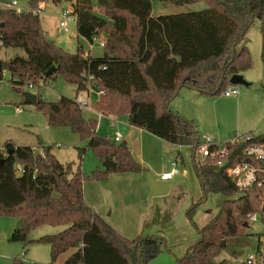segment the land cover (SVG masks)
<instances>
[{"label": "trees", "instance_id": "16d2710c", "mask_svg": "<svg viewBox=\"0 0 264 264\" xmlns=\"http://www.w3.org/2000/svg\"><path fill=\"white\" fill-rule=\"evenodd\" d=\"M43 1L31 0V7ZM53 2L73 4L79 38L92 41L107 36L103 56L84 58L82 46L76 53H69L48 38L40 16L2 10V48L21 49L25 56L0 62V71L10 73L13 84L20 87L47 85L58 76L76 86L78 93L91 87L103 92L94 105L101 114L127 117L132 126L171 145L192 147L203 191L200 202L210 193L224 200L212 222L198 229L199 241L188 248L179 263L229 264L218 258L229 241L245 235L249 215L260 214L264 223V187L240 191L228 178L227 170L252 162L247 149L264 144V135L210 145V156L197 163L196 153L205 142L200 140L195 122L173 113L168 104L184 89L203 97L219 96L231 86L233 75L250 69L246 34L254 20H259L264 37V0ZM156 2L177 7L203 2L208 8L155 17ZM53 67L55 73L46 78ZM37 96L34 107L48 118L49 126L69 128L87 141V146L79 149L80 161L92 151L103 168L87 176L81 165L62 164L49 147H43L40 153L6 142L0 148V215L18 219L9 241L23 243L26 249L33 243L49 245L51 264L71 250L74 252L65 264H148L167 250L165 238L159 236L129 241L85 198L86 181L103 182L111 175L144 172L128 144L100 134L97 119L84 117L78 98L62 97L53 103ZM221 148L226 155H221ZM221 160L225 165L218 167ZM195 212L193 205L187 217L192 219ZM43 226L66 228L30 240L28 233ZM14 264L26 263L16 259Z\"/></svg>", "mask_w": 264, "mask_h": 264}, {"label": "rangeland", "instance_id": "374dc122", "mask_svg": "<svg viewBox=\"0 0 264 264\" xmlns=\"http://www.w3.org/2000/svg\"><path fill=\"white\" fill-rule=\"evenodd\" d=\"M13 1H17L21 8L31 6V0H0V6L7 9L6 5ZM43 2H46L47 8L40 14V22L48 38L69 53H76L79 46L84 48L85 53L89 52V42L78 37L76 21L70 23V33H58L60 13L63 8H70L72 3H54L53 0ZM93 3L95 4L96 0H93ZM207 8L208 6L203 2L186 7L171 4L163 6L156 2L153 16L183 14ZM245 43L250 52L251 67L241 75L250 86H236L235 88L240 91L238 96L226 97L223 93L214 97L189 98L190 96L186 97L182 94L170 103V108L183 103L184 114L189 118L180 116L195 121L202 142L210 138L217 144L223 145L250 132L264 135V37L261 34L259 20H254L247 31ZM92 54L103 55L104 49L95 44ZM23 56L25 52L21 49L0 48V62ZM26 92L40 94L45 102L53 103L58 102L62 97L75 100L84 96L77 92L76 86L68 84L62 76H58L47 85L41 83L40 86L30 89L27 85L20 87L13 84L11 74L4 71L0 80V147L8 141L18 147L37 148L41 141H44V147L51 148L62 164H73L76 167L81 165L82 171L87 176L98 169V166H102L101 161L92 151L80 161L79 149L85 148L87 141L69 128L49 126L48 118L37 111L34 105L27 103L24 96ZM18 106L23 109L21 115L17 112ZM83 115L86 119H95V115L87 110L83 111ZM103 131L105 132V129ZM150 137L155 141L145 139V152L148 162L153 166V171L148 167L145 171H150L156 179H160L164 172L170 170L169 159L180 155L182 174L171 182L172 188L167 195L152 196L149 189L145 193L141 185L135 182L136 178L129 174L118 175L119 180L116 182L114 179L109 180L110 178L109 182L106 180L99 184L88 181L86 188L90 200L94 199L102 205L108 223L129 241L147 236L165 238L167 250L148 264H180L179 259L185 255L188 247L199 241L198 229H202L218 213L224 198L219 194L210 193L200 202L203 191L194 167L192 147L177 148L154 136ZM196 159L197 163L205 160L199 155V151L196 153ZM224 165V160L218 162V167ZM95 187H98V190ZM193 205H196V212L190 219L187 213ZM13 223L17 224L18 219L0 215V264H14L16 259L26 264H51L49 245L33 243L26 249L23 243L9 241L13 233H10L8 228ZM65 228L43 226L30 231L28 237L30 240H37L43 236L58 234ZM263 236L264 223L262 216L258 214L257 219L250 222L244 236L228 242L226 250L218 261L225 259L229 264H242L252 252L257 250L259 238ZM73 252L71 250L61 255L56 264H65Z\"/></svg>", "mask_w": 264, "mask_h": 264}, {"label": "built area", "instance_id": "2783aa9c", "mask_svg": "<svg viewBox=\"0 0 264 264\" xmlns=\"http://www.w3.org/2000/svg\"><path fill=\"white\" fill-rule=\"evenodd\" d=\"M66 3V2H64ZM7 9H3L0 6V12L2 10H12L16 11L17 13H23V12H31L34 15L40 16L42 12H44L47 8L46 2L39 3L35 8L29 7V8H21L19 7V3L17 1H13L11 3H8L6 5ZM60 23L58 27V33L61 34L62 32L70 33L71 27L70 23L77 21L75 15H74V6L71 5L70 8H63L60 13ZM47 35V34H46ZM89 42V48L90 50L93 49L95 44L99 45L102 49L105 48L106 40L99 39L98 37H94L92 41ZM3 44L0 42V48H2ZM91 57L89 52L84 53V58ZM1 79L3 77V72L0 71ZM236 86L231 85L225 92L226 97H233L238 96L240 94V91L235 88ZM30 89H33L32 86L29 87ZM91 88V87H90ZM89 88V90H91ZM89 90L85 93H88ZM84 93V92H83ZM99 95L103 94V92H99ZM78 104L80 108L84 111L87 110L89 112H93L94 109V103L91 99V97L88 95L87 97H80L78 100ZM255 137L253 133H248L243 136H239L238 140H251ZM114 140L117 143H121V135L115 136ZM205 145L202 146L199 150V153L202 155V157L206 158L210 156L208 146L210 145H216L217 143L215 141H212L210 138L206 139ZM221 155H226L227 152L225 150L221 151ZM247 156L252 160V162H243L235 167H230L227 170V176L230 179V181L240 190V191H246L249 189H252L254 187L262 188L264 187V144H255L251 145L247 149ZM170 170L167 172H164L160 176L161 181L170 182L172 181L176 176L181 174V169L179 162L177 160H173L169 163ZM249 221L252 222L253 220L257 219L256 215H249ZM246 264H264V236L259 238V244L257 247V250L255 252H252L248 258L245 261Z\"/></svg>", "mask_w": 264, "mask_h": 264}, {"label": "crops", "instance_id": "0c3cea01", "mask_svg": "<svg viewBox=\"0 0 264 264\" xmlns=\"http://www.w3.org/2000/svg\"><path fill=\"white\" fill-rule=\"evenodd\" d=\"M161 4V3H160ZM161 5H163V6H166V5H164V4H161ZM43 28V27H42ZM45 32V31H44ZM102 39H104V40H107V36L105 35ZM87 41V40H86ZM88 42V41H87ZM92 52H93V49L92 50H90L89 49V54H90V56L91 57H102L103 55H97V56H93V54H92ZM91 90H89V92L88 93H82L84 96H82V97H87L88 95L91 97V99H92V101H93V103H94V105H95V103L99 100V97H100V95H99V93H98V91H96L95 89H93V88H90ZM182 94H185L184 96H186V97H188V96H190L189 98H191L192 96L193 97H195V98H205V97H203V96H201L200 94H198L197 92H195V91H192V90H186V89H184V90H182L180 93H179V95L174 99V100H176L180 95H182ZM173 100V101H174ZM172 101V102H173ZM171 102V103H172ZM171 107V104H170V106H169V109H170V111H172L173 113H175V114H177V115H184L185 116V118H189V116H187V115H185L184 114V110H183V103H180V105H178V104H176L173 108H170ZM18 108V110H17V112H18V114H23V109L22 108H20L19 106L17 107ZM92 114H94L95 116V119H97V121H98V132L100 133V134H102V135H108V136H110L113 140H114V138H115V136H117V135H121V139H122V142H126L127 144H128V146H129V148H130V151H131V153H132V155L134 156V158L142 165V167H143V169H144V171H145V169L148 167V168H150V170L151 171H153V166L148 162V160H147V158H146V152H145V139H150V141H155L154 139H152L150 136H154V135H152V134H150L149 132H147V131H145V130H143V129H140V128H137V127H135V126H132L130 123H129V120H128V118L127 117H121V118H119V117H116V116H112V115H109V116H106V115H104V114H101L100 112H98V111H96V110H94L93 112H91ZM192 121H194V120H192ZM195 122V121H194ZM7 127H10V126H7ZM105 129V132L103 131ZM198 129V128H197ZM199 133V132H198ZM250 133H253L255 136H260V135H258V134H255L254 132H250ZM146 134H149L150 136H148V135H146ZM8 137V136H7ZM154 138H158V137H156V136H154ZM7 139V138H6ZM159 139V138H158ZM161 140V139H160ZM6 142H8V141H6ZM5 142V143H6ZM121 142V143H122ZM4 143V144H5ZM44 145H45V142H44V144H41L40 143V145H39V147H34V146H24V147H31L32 149H34L35 151H37V152H42L43 151V147H44ZM174 146V145H173ZM3 147V146H2ZM2 147H0V148H2ZM175 147H177V148H182V147H178V146H175ZM181 152L179 151V154H180ZM199 155L200 156H202L200 153H199ZM193 157H194V154H193ZM204 158V157H203ZM173 160H177L178 162H179V165H180V155H176V156H173V157H171V159H169V161H168V164L171 162V161H173ZM101 165H102V163H101ZM99 168L98 169H100L101 167L103 168V166H98ZM194 167H195V164H194ZM101 168V169H102ZM182 174V173H181ZM126 175H128V174H126ZM129 175H131V176H134L136 179H135V182H138L140 185H141V187H142V191H144L145 193H147L148 192V189H149V187H148V184H147V182H146V180H145V178H144V175H143V173L142 174H139V175H136V174H129ZM89 176V175H88ZM177 177V176H176ZM175 177V178H176ZM110 179L109 180H111V179H114V181L116 182L117 180H119V179H117L118 178V175H111L110 177H109ZM174 178V179H175ZM173 179V180H174ZM109 180H108V182H109ZM157 180H160V179H157ZM172 180V181H173ZM114 181H112V182H114ZM172 181H170L169 183H170V191H171V188H172V185H171V182ZM91 182H94L95 184H99L100 182H97V181H91ZM86 183H88V181H86L85 183H84V194H85V198H86V200H87V202L95 209V211L98 213V214H100L107 222H108V219L105 217V215H104V212H103V207H102V205L99 203V202H97V201H95L94 199L93 200H90V198H89V196H88V191H87V188H86ZM106 184H108V183H106ZM97 190H98V187H95ZM110 189H111V186L109 185V191H110ZM202 198V197H201ZM201 198H200V200H201ZM113 213V212H112ZM217 215V214H216ZM216 215H214L212 218H211V220H209L208 221V223L205 225V226H207V225H209L211 222H212V220L215 218V216ZM16 226H17V224L16 223H13L12 225H10V228H8L9 229V231H10V233H13L14 232V230H15V228H16ZM204 226V227H205ZM9 233V232H8ZM11 235V234H10ZM10 237V236H9ZM190 247V246H189ZM188 247V248H189ZM188 250V249H187ZM187 252V251H186ZM185 252V253H186Z\"/></svg>", "mask_w": 264, "mask_h": 264}, {"label": "water", "instance_id": "95a60500", "mask_svg": "<svg viewBox=\"0 0 264 264\" xmlns=\"http://www.w3.org/2000/svg\"><path fill=\"white\" fill-rule=\"evenodd\" d=\"M3 26V25H1ZM56 71V68L53 67L50 71H48V73L46 74V78L50 77L51 75H53ZM229 84L233 85V86H245V87H249L250 84L245 80L243 75H233L230 79H229ZM24 96L26 98V101L29 104L35 105L38 102V96L32 92H26L24 93ZM170 106V104H168V107ZM41 144H44V141H41ZM9 154L13 153L12 150H8L7 151ZM144 178L148 184L149 187V191L150 194L152 196H164L167 195L170 192V183L169 182H165V181H161V180H157L155 178V176L150 172V171H144L143 172Z\"/></svg>", "mask_w": 264, "mask_h": 264}]
</instances>
